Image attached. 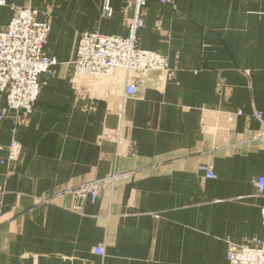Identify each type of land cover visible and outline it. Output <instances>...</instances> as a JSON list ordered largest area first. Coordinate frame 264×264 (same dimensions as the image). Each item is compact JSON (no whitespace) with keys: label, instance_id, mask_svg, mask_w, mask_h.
Here are the masks:
<instances>
[{"label":"crops","instance_id":"1","mask_svg":"<svg viewBox=\"0 0 264 264\" xmlns=\"http://www.w3.org/2000/svg\"><path fill=\"white\" fill-rule=\"evenodd\" d=\"M4 1L0 29L24 7L50 20L56 65L26 127L0 120V160L22 145L12 175L0 161V264H227L231 246L264 239V0H146L137 46L168 69L135 98L122 71L69 81L80 35L125 38L134 0H108L110 18L103 0ZM114 172L131 175L81 210L55 198Z\"/></svg>","mask_w":264,"mask_h":264},{"label":"built area","instance_id":"2","mask_svg":"<svg viewBox=\"0 0 264 264\" xmlns=\"http://www.w3.org/2000/svg\"><path fill=\"white\" fill-rule=\"evenodd\" d=\"M155 1L163 5L167 3L166 0ZM6 6V2L0 0V8ZM145 8L146 0H134L133 16L125 38L104 36L97 32L80 35L71 62L73 72L69 81L72 85L76 77L111 76L115 71H122L127 76L125 94L128 98H135L137 82L141 77L151 71L168 69L163 56L137 46L139 31L144 26ZM101 15L104 18L113 15L108 0H103ZM36 16L37 11L31 7L18 9L8 25L0 29V98L4 102L0 109V120L7 119L13 113L11 119L17 129L26 127L33 113L41 91L40 77L50 75L52 67L56 65V60L49 58L44 50L50 33V20L37 22ZM13 133L15 135L16 132ZM252 140L264 145V131L253 136ZM21 150V143L13 139L8 147V156L0 160L1 164H7L10 175L14 173L13 167ZM202 171L203 181L214 178L210 164L202 167ZM130 175L114 172L105 178L64 188L55 198L69 196L77 202L73 209L81 210L85 200L97 199L103 189L113 187L118 180ZM254 186L257 195L264 198V176L256 177ZM50 201L46 199L44 202ZM260 219L264 227V206L260 209ZM94 253L103 256V247L95 248ZM226 258L227 264H264V239L253 238L242 245L231 246Z\"/></svg>","mask_w":264,"mask_h":264}]
</instances>
